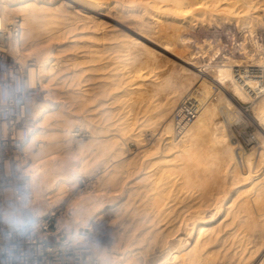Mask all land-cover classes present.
I'll return each mask as SVG.
<instances>
[{
    "label": "bare ground",
    "instance_id": "obj_1",
    "mask_svg": "<svg viewBox=\"0 0 264 264\" xmlns=\"http://www.w3.org/2000/svg\"><path fill=\"white\" fill-rule=\"evenodd\" d=\"M161 1L168 3L167 8L169 6L173 14L171 18L175 17L177 21L187 17L190 20L187 22L196 20L199 24L205 21L212 23L213 20L215 23L217 18L220 21L234 18L235 24L246 27L250 35L255 32V24L263 21L262 15L257 13L255 0H160L159 3ZM74 3L98 12L106 7L114 8V4L110 6V0H0V25L6 28L17 18L21 26L20 38L9 39L6 51L26 65L27 85L35 87L39 82L44 92L36 103L35 128L30 132L25 150L30 157L28 169L34 196L39 199L36 192L41 191L45 210L51 211L63 205L69 214L60 222L58 229L65 228L69 239L79 241L83 239L79 230L89 229L90 233L97 225L96 221L105 215V222L109 224H103L108 229L114 228L111 236L108 234L109 240H106V245L94 240L90 243L99 264H237L234 263L237 254L240 264H264V88L258 90L261 87L260 76L254 69L264 70V42L252 39L253 48L249 49L246 36L243 37L238 54H223L217 64L214 63L211 73L199 71L198 85L193 81L194 88L188 95L185 92L190 91L192 79L184 77L175 89L168 94L163 92L166 95H160L158 99L151 89L143 87L144 79L140 75L135 80L131 78L133 75H125L120 67L121 61H118L122 60L121 55L120 58L118 55L110 56V60L115 61H107L108 58L107 62L100 61L103 59L100 56L102 48L104 51L111 44L120 49L122 46L127 48L129 41L124 37L120 40L121 34L111 32L115 29L97 34V38L92 39L97 43H89L87 37L88 42H78L75 34L67 36L76 21H82V27L89 26L90 21L102 22L99 17L75 7ZM262 4L258 7H262L261 14L264 15ZM154 5L153 9H157ZM104 40L116 42H102ZM204 42L211 48L210 60L214 62L221 54L219 47L213 46L210 39H204ZM197 44L199 50L195 53L202 55L205 45ZM184 62L190 66L178 63L184 71L196 72L191 71V68L194 70L199 66L196 62L185 59ZM99 70L109 72H101L99 78L96 73ZM80 81H86V89L82 87L81 91H76L73 86ZM213 86L215 101H204L210 97ZM182 94L183 97L195 98L200 110L185 131L176 136L172 114L182 100ZM131 96L139 104L132 116L127 103ZM246 103H251L249 113L243 108ZM121 110L125 111L120 114ZM217 111L222 114L219 116L221 119L215 118ZM241 113L258 129L255 137L259 145L252 146L250 152L244 151L232 139L227 128V122L238 120ZM111 118L114 120L104 124ZM146 130L154 136L153 142L148 148L146 146L147 149L131 153L128 144L133 142L141 147ZM82 134L88 138L77 137ZM206 156L212 158L207 162ZM98 158L102 159L100 166L96 165L100 171L95 173L94 170H98L92 167ZM199 165L203 172L214 171L212 173L220 175L218 178L209 177L206 184L201 180L205 186L200 185L201 182L196 184V179L201 178L198 175L201 172L197 173ZM81 175L94 176L92 190L74 191ZM179 179L194 190L180 187L182 182ZM177 180V183L181 182L179 187L175 183ZM219 217H228V225L235 223L231 225L235 229L231 230L233 234L234 231L247 230L253 232L254 238L251 235L247 237V231L241 233L243 235L237 242L233 240L236 233L232 237L230 231H225L219 236L222 231L216 223ZM237 234L240 235L239 232ZM227 236H231L233 245L238 243L240 249L232 248L231 244L229 252V246L225 244ZM256 237L260 239L259 243L258 240L254 242Z\"/></svg>",
    "mask_w": 264,
    "mask_h": 264
},
{
    "label": "rangeland",
    "instance_id": "obj_2",
    "mask_svg": "<svg viewBox=\"0 0 264 264\" xmlns=\"http://www.w3.org/2000/svg\"><path fill=\"white\" fill-rule=\"evenodd\" d=\"M121 1V2H120ZM110 0V6L111 5H115L116 6V4L118 5V7H120V8H118L117 6H116V8H115V6L113 5V7L114 8H112L111 9V7H106V9L104 8V9H102V11H93V10H90V9H88V8H85L83 5H81L80 4V6L77 4H73L75 7H79L78 9H81V10H83V11H85L86 12V14H90L91 16H94V17H99V19L104 23H102V22H100L99 24H97L95 21H90V22H88V24H89V26L88 25H86L85 27H82L81 26V23H82V21H76L75 22V25L73 26V29H72V31H71V33L68 35L67 34V36H70V35H76L74 38L76 39V40H78V42H84L85 40H86V42H88L89 40H90V42L89 43H97V41L95 40V41H93L92 39L94 38V39H96L97 37H96V35L97 34H101V33H103L104 31H105V33H106V30L107 31H109V30H111V29H117L116 31L114 30V31H111V32H113L114 34L117 32V33H119L118 35H120L121 34V36L119 37V39L121 40V39H123V37H124V39H126V40H128L129 41V43H128V45H127V48H126V46L124 47V46H120L122 49H120V48H118V47H116V46H114L113 44H111V46L113 45L114 47H115V49H112L113 48V46H112V48H111V46H110V48L114 51V53H111V52H113V51H111V49L110 48H106L104 51H102L104 48H100L101 49V53H100V56L103 58L102 60H100L101 62L102 61H106V59H107V61L108 60H110L111 58H110V56H112V58H113V56H117L118 58H120L121 57V59L122 60H118V58H115L116 60H118V61H121V65L123 66V68H122V66H120L121 67V70L122 71H125V75L128 77V76H130L131 77V75H133L131 78L133 79V80H135V79H137V78H139L140 76H141V78H143L144 79V84H143V87H148L149 89H151V93L152 94H154L155 96V98H158V99H160L161 98V96L163 97V96H165L166 94H168L170 91H171V89L173 90V89H175L177 86H178V84H179V82H180V80H183V79H188L189 80V78H191L190 80H191V85L192 86H190L191 88H190V91L189 90H187L185 93L188 95V93L189 92H191L192 90H193V88H194V85H193V83L195 82V83H197L198 82V80H199V76H201V74H200V72L201 71H203V70H207L206 72H209V73H211L212 72V70H213V68H214V65L215 64H217L216 62H218V60H220V58H222L221 56H223V54H228V53H231V54H234V55H236V54H238L239 53V42L243 39V37H245L246 36V43H248L247 44V46H248V48L249 49H251V48H253L252 46V43H250L251 42V40L252 39H254V40H257L258 42H260V43H262V42H264L263 40H264V15H263V13L261 14V8L262 7H258V5L259 6H261V5H263L262 3H264V1L262 2V1H260V2H256V0H255V4L257 5V8L256 9H258L257 10V13H259V15H262L261 16V20H263L262 22H261V20L259 21V22H261V23H259L258 24V22H257V24H255L256 26V29L254 28V33H253V35H250V34H248V31H246V27L245 28H241L240 26H238V25H236L237 24V22H234V18H231V20H229V21H227V22H229V23H227L226 21H220L221 19H219V18H217V20H215V23H214V20L212 21V23H210L211 21H209V22H199V24L197 23V21L196 20H191V22H187V21H190V20H187L186 18L187 17H185V20L184 19H181L180 21L178 20L177 21V19H175V17H173V18H171V16L173 15V14H171L170 13V9H169V6H168V8H167V5H168V3L167 4H165L166 2L165 1H163V3H162V1H161V3H159V1L160 0H157V2H156V0L154 1V0ZM149 1V2H148ZM155 2V3H153V2ZM210 2H211V0H209ZM217 1V0H216ZM116 2H118V3H116ZM123 2H124V6H123ZM215 2V1H214ZM213 2V4H215ZM128 5H127V4ZM217 3V2H216ZM129 4H131V5H129ZM154 4H156V6H157V9H153V8H155V5ZM120 5H122V7L120 6ZM126 5L127 6H129V7H126ZM135 5V6H134ZM159 5H161V6H164V5H166V7H164V8H160V6ZM82 6V7H81ZM131 6V7H130ZM125 7V8H124ZM135 7V8H134ZM142 7V8H141ZM146 7V8H145ZM160 9H159V8ZM131 8H133V10L132 11H130V9ZM136 8H138V9H136ZM165 8H167V10L165 9ZM111 9V11H108V10H110ZM114 9H116V11H117V15H116V11L114 10ZM123 9H127L126 10V12H125V10H123ZM148 9L152 12H150V11H148ZM259 9H260V11H259ZM106 10V11H105ZM153 10V11H152ZM156 10V11H155ZM158 10L160 11V12H158ZM164 11L165 12V15H163V13L164 12H162V11ZM88 11V12H87ZM108 11V12H107ZM121 11H122V13H121ZM128 11V12H127ZM102 12V13H101ZM118 12H120V14L118 13ZM125 12V13H124ZM129 12H131V14L132 13H134V12H138L137 14L135 13V14H133V15H130V13ZM155 12V13H154ZM159 14L160 13V15H158L157 13ZM104 13V14H103ZM107 13V14H106ZM129 13V14H128ZM154 13V14H153ZM169 14V16L167 17V15ZM100 14V15H99ZM106 14V15H105ZM124 14V15H123ZM142 14V15H141ZM153 14V15H152ZM162 14V15H161ZM167 14V15H166ZM171 14V15H170ZM109 15V16H108ZM118 15H119V17H118ZM120 15H121V17H120ZM122 15H123V17H122ZM141 15V16H140ZM158 17H157V16ZM111 16H112V18H111ZM125 16V17H124ZM132 16V17H131ZM137 16V17H136ZM152 16H153V18H152ZM156 16V17H155ZM161 16V17H160ZM164 18H163V17ZM155 17V18H154ZM168 19H167V18ZM177 18V17H176ZM154 19H156V20H154ZM161 20V21H158V20ZM174 19V20H173ZM170 20H171V23H170ZM233 20V21H232ZM89 21V20H88ZM107 22V24H106V22ZM163 21V22H162ZM168 21V22H167ZM182 21H184L185 23L187 22V24H185L184 22H182ZM219 21V22H218ZM86 22H87V20H86ZM173 22V23H172ZM226 22V23H225ZM95 23H96V27H98V29H96V27H94L95 26ZM180 23V24H179ZM236 23V24H235ZM83 24V23H82ZM102 24V25H101ZM169 24H171V25H169ZM173 24V25H172ZM176 24V25H175ZM198 26H197V25ZM263 24V25H262ZM97 25H101V26H97ZM109 25V26H108ZM110 25H112L111 27H110ZM191 25V26H190ZM257 25H262V26H257ZM195 26V27H194ZM82 27V28H81ZM90 27V28H89ZM238 27H240V28H238ZM261 27V28H260ZM95 28V29H94ZM258 29V30H257ZM119 30H121V31H119ZM93 32H95L94 34L95 35H93L92 36V34H93ZM110 32V31H109ZM109 32H107L108 33V35H110V33ZM121 32V33H120ZM116 33V34H117ZM122 33H123V36H122ZM168 33V34H167ZM89 34H91V35H89ZM79 35V36H78ZM111 35H113V34H111ZM169 35V36H168ZM78 36V37H77ZM88 36H90V37H88ZM126 36V37H125ZM175 36V37H174ZM257 36V37H256ZM89 39V40H87V38ZM96 37V38H95ZM129 37V38H128ZM175 38V39H173V38ZM184 39H183V38ZM187 37H189V39L187 38ZM79 38V39H78ZM86 38V39H85ZM182 38V39H181ZM186 38H187V40H186ZM131 39H132V41H131ZM204 39H210V42H211V44L213 45V46H216V48H218L219 47V52H221V54H219L218 55V57L215 59V60H213L214 62H212L211 60H210V53H211V48H209V45H208V43L207 42H204ZM250 39V40H249ZM185 40V41H184ZM248 40H249V42H248ZM91 41H93V42H91ZM107 41H110L111 43L112 42H114L115 40H104V41H102V42H107ZM131 41V42H130ZM116 42V41H115ZM136 43V44H134V43ZM203 43L205 46H204V49L203 50H205V53H203L202 55L200 54V53H195L196 51H198L199 50V45L197 44V43ZM131 43V44H130ZM207 43V44H206ZM132 45V46H131ZM134 45V46H133ZM207 45H208V47H207ZM105 46H107V45H105ZM128 46L130 47V49L128 48ZM197 46V47H196ZM251 47V48H250ZM108 49V50H107ZM206 49L208 50V51H206ZM120 50V51H119ZM122 50V51H121ZM82 51V50H81ZM108 51H110V52H108ZM118 54H117V53ZM111 53V54H110ZM119 53H121V54H119ZM80 54V53H79ZM81 54H82V52H81ZM80 54V55H81ZM105 54V56H103ZM115 54V55H114ZM107 55V56H106ZM109 55V56H108ZM121 55V56H120ZM125 55V56H124ZM120 56V57H119ZM124 58V60H125V58H126V60L125 61H123V58ZM128 59V60H127ZM184 59L187 61H191L192 63H193V61H194V64H198L197 66V69H195L194 68V70H193V68H191V71H196V72H194V73H192V72H190V71H184L183 69H182V67H181V65L179 66V64L178 63H181V64H183V65H185V66H187V67H190L189 65H187V64H185V62H184ZM104 61V62H105ZM106 61V62H107ZM110 61H115L114 59H112V60H110ZM118 61H116V62H118ZM126 61H128V62H126ZM29 62H31V61H29ZM98 62V61H97ZM97 62H95L96 64H97ZM100 62V63H101ZM104 62H102V63H104ZM130 62V63H129ZM196 62V63H195ZM204 62L206 63V62H208V64L206 65H204ZM99 62H98V64H100ZM101 63V64H102ZM211 63V64H210ZM215 63V64H214ZM120 64V63H119ZM87 64H85V66H86ZM88 65H90V64H88ZM129 65V66H128ZM209 65H211V67L209 66ZM28 66V65H27ZM161 66V67H160ZM204 66V67H203ZM130 67V68H129ZM203 67V69H201ZM210 67V68H209ZM126 68H129V69H126ZM172 68V69H171ZM175 68V69H174ZM178 68V69H177ZM170 69V70H169ZM128 70V72H126ZM131 72H130V71ZM133 70V71H132ZM138 70V71H137ZM180 70V71H179ZM105 71V72H104ZM104 71H102V70H99V71H97L96 73L99 75V74H102V73H106V72H109V70H104ZM137 71V72H136ZM177 71V72H176ZM200 71V72H199ZM102 72V73H101ZM110 72H111V70H110ZM141 72V73H140ZM179 72V73H178ZM190 72V73H189ZM127 73H128V75H127ZM137 73V74H136ZM144 75H143V74ZM173 73V75H171ZM187 75H186V74ZM131 74V75H130ZM146 74V75H145ZM154 74V75H153ZM176 74V75H175ZM190 74V75H189ZM196 74H198V75H196ZM104 75V74H103ZM140 75V76H139ZM179 75H180V77H179ZM100 77L99 78H101V75H99ZM136 76H137V78H136ZM139 76V77H138ZM150 76H153L152 78H148V77H150ZM181 76H182V79H181ZM196 76V77H195ZM197 76H198V79H197ZM156 77V78H155ZM179 77V78H178ZM185 77V78H184ZM102 78H103V76H102ZM177 78V79H176ZM131 79V80H132ZM149 79V80H148ZM152 79H155L154 81H152ZM194 79V80H193ZM98 80H102V79H98ZM151 80V81H150ZM175 80V81H174ZM147 81V82H146ZM155 81H157V82H155ZM178 81V82H177ZM194 81V82H193ZM85 82V83H84ZM84 82H82V81H80V83H77V85H75V86H73L74 87V89L77 91V89H78V91H81V88L83 87H85V84H86V81H84ZM148 82H149V86H148ZM152 82L154 83V84H152ZM165 82V83H164ZM176 82H177V84H176ZM166 83H167V85H166ZM80 84H81V86H80ZM169 84H171V85H169ZM78 85L80 86V87H78ZM174 85V86H173ZM196 85H198V83L196 84ZM167 86V87H166ZM170 86H172V87H170ZM36 87H37V89L39 90V92H40V96H42V94L44 93L43 91H41V87H40V84H39V82L36 84ZM152 87V88H151ZM156 87V88H155ZM159 87V88H158ZM165 87V88H164ZM193 87V88H192ZM196 87V86H195ZM84 89H86V87L84 88ZM168 89V90H167ZM83 90V89H82ZM117 90H119V89H117ZM117 90H115V91H117ZM212 90H213V92L210 94V97L208 96L207 98H204V101H210V100H212V101H215V99L213 98V97H215L216 95V90L214 89V86L212 87ZM215 90V91H214ZM115 91H113V92H115ZM153 91H154V93H153ZM156 91H158V92H156ZM169 91V92H168ZM163 92L164 93H166V94H163ZM194 93H196V95L198 96V97H200L198 94H197V92H194ZM214 93V94H213ZM157 95V96H156ZM161 95V96H160ZM185 95V94H184ZM186 95V96H187ZM134 96V95H133ZM133 96H131V98L133 97ZM181 97H183V94H182V96ZM181 97H180V99H181ZM185 97V96H184ZM106 98H107V96H106ZM130 98V99H131ZM209 98V99H208ZM128 100V108L130 109V111H129V113H130V115L132 116L133 114H134V111H136V106H138L139 104H138V102L135 100V97H133V99H131V100ZM179 99V100H180ZM136 101V102H135ZM131 102V103H130ZM134 102H135V105H133L134 104ZM133 103V104H132ZM131 104V105H130ZM138 104V105H137ZM130 106H131V108H130ZM251 103H246V104H244L243 105V108L244 109H246V111L249 113L250 112V110H251ZM135 108V109H134ZM250 109V110H249ZM123 111H125V110H121L120 111V114L123 112ZM219 112L220 111H217L216 112V116H215V118H217V119H221L219 116H222V114L220 113L219 114ZM218 115V116H217ZM115 117H117V116H115ZM114 117V118H115ZM245 115H243L242 113L240 114V116H239V119L238 120H236V121H234V120H232V122H231V120H230V122L228 123L227 122V128H228V132H231V134H230V136H236V135H238V134H241L242 136H249L250 134H253L254 136H256V132L255 131H257L258 129H257V127H255V125L253 124V122L250 120L249 121V119L246 117ZM114 118H111V120L110 119H107V120H105L104 121V124H109V122H111L112 120H114ZM241 118V119H240ZM234 121V122H233ZM106 122V123H105ZM257 129V130H256ZM151 132L150 131H148V130H146L145 132H144V134H143V143H142V146L140 147L139 145H135V143H133V142H130L128 145H129V147H131V148H129V150L131 151V153L132 152H136L137 150L139 151V150H144V149H147L150 145H151V143L153 142V138H154V136L152 135V134H150ZM77 137H82V138H84V139H86V138H88L87 137V135L86 134H82V135H80V136H77ZM257 137V136H256ZM259 141V140H258ZM145 142V143H144ZM145 144H147V145H145ZM143 145H145V146H143ZM258 145H259V143H258ZM257 145V146H258ZM136 146H138V147H136ZM146 146H147V148H146ZM139 148V149H138ZM244 151H248V152H250L251 150H252V148H244L243 149ZM129 151V152H130ZM212 157H210V156H206V161L207 160H210ZM102 159H100V158H98L97 159V161L94 163V166L92 167V168H94L95 167V169L97 168V170L98 171H96V170H94V172L95 173H97V172H99L100 171V168L99 167H97L96 165H99V162L101 161ZM98 162V163H97ZM208 162V161H207ZM100 166V165H99ZM68 169H69V167H67ZM200 171H199V170ZM203 168H202V166H198L197 167V173L198 172H201V173H198V175H200L201 176V178L202 177H204L205 178V176H207L205 179L204 178H200V177H198V179H196V184H199L200 182V185H202V186H205L204 185V183L206 184V182L208 181V180H206V179H210L211 177H216V178H218L217 176L218 175H220L219 173L217 174V172L214 174V173H212V172H214V171H208V173L207 172H203V170H202ZM202 170V171H201ZM66 171H68L67 169H66ZM202 172H203V174H202ZM205 175V176H202V175ZM209 175V176H208ZM176 176H178V175H176ZM81 177H86V189H84V190H89V189H93L94 187H92L93 186V182H94V180H95V178H94V176H93V178H92V176H86V175H81ZM133 177L135 178V175H133ZM132 177V178H133ZM179 177H180V175H179ZM210 177V178H209ZM133 178V179H134ZM178 178V177H177ZM204 182V183H202V181ZM179 181H181V179H179ZM178 180L175 182V183H177V182H179ZM182 182V183H181ZM180 183H181V185H179L180 187H183V188H185V189H188L189 191H190V189H192V188H190L191 186L189 185H187L186 183H183L184 181L182 180ZM195 182V181H194ZM199 182V183H198ZM89 183V184H88ZM175 183L174 184H172V189L174 188V186H175ZM180 183H177V186H178V184H180ZM187 187H186V186ZM178 186V187H179ZM170 188V189H171ZM176 188V187H175ZM192 190H194V188L192 189ZM36 195H37V197L39 198V203H40V205L42 206V207H40L37 211L38 212H44L45 211V204H44V200H43V196L41 195V191H38V192H36ZM42 208V209H41ZM60 208H63L64 209V207H63V205L60 207ZM113 208H115V207H113ZM42 210V211H41ZM37 211H36V213H37ZM64 211H65V209H64ZM104 216L105 215H103L101 218H99L98 219V221H96V223H97V225L93 228V231H94V235L92 236V237H90L89 238V240H88V242L89 243H92V242H94V241H96V243L98 242L99 244H101V245H106V240L108 241L109 240V233H110V236H111V232L114 230V228L112 227V226H110V227H112V228H110V229H108L107 228V226L105 225V224H103V223H106V224H109L108 222H105V219H104ZM228 218V217H227ZM227 218H223V217H219L217 220H216V223H217V225H218V228H220V230H221V228H222V231H221V233L219 232V236H221L225 231H230L231 233H230V235L232 236V237H234L235 235V233H236V236L234 237L235 239H233L231 236L230 237H228L227 236V239H226V245L227 246H229V248L226 246V248H228L227 250L230 252L231 250H230V247H231V244H232V248H235L236 250H238V249H240V246L238 245V243H237V245H238V247H237V245L235 244L236 242H237V239H238V237H240L241 235H243L244 234V232L245 233H247L248 231L247 230H239V231H237V232H239L240 233V235L239 236H237L238 234H237V232H235L234 231V234H233V231H231V230H235L234 229V227H232V226H234L235 225V223H234V225H233V223L231 224L230 223V225H228L229 224V220L227 219ZM104 219V220H103ZM222 220V221H221ZM225 220V221H224ZM61 221H63V220H61ZM60 221V222H61ZM228 221V222H227ZM227 222V223H226ZM99 223V224H98ZM219 223H221V224H219ZM225 225H223V224ZM226 224H227V226H228V228H226L227 226H226ZM219 225H221V227L219 226ZM222 225H223V227H222ZM232 225V226H231ZM232 228H231V227ZM225 227V228H224ZM223 228H224V230H223ZM226 229H228V230H226ZM247 231V232H246ZM65 232H66V229H65ZM250 233L252 232V231H249ZM249 232L247 233V234H245L247 237L248 236H250L251 238H254V236H253V232H252V234H249ZM241 233H243V234H241ZM249 237V238H250ZM229 239H231V241L229 240ZM234 241H236L234 244L235 245H233V240ZM49 240L52 242L53 240H54V238L51 236L50 238H49ZM94 240V241H93ZM228 240V241H227ZM258 240V241H257ZM92 241V242H91ZM231 243H230V242ZM259 243V241H260V239L259 238H255V243H257V242ZM216 245L218 244L217 242H214ZM213 243V244H214ZM229 245H228V244ZM231 248V249H232ZM263 255V254H262ZM239 255L237 254L236 255V257H238ZM236 257H234V263H236L237 262V264H240V259H236ZM232 263H233V259H232V261H231ZM239 262V263H238Z\"/></svg>",
    "mask_w": 264,
    "mask_h": 264
},
{
    "label": "built area",
    "instance_id": "obj_3",
    "mask_svg": "<svg viewBox=\"0 0 264 264\" xmlns=\"http://www.w3.org/2000/svg\"><path fill=\"white\" fill-rule=\"evenodd\" d=\"M20 35L17 18L6 28L0 25V264H99L88 242L94 231L81 229L83 239L72 240L65 228L58 229L60 221L69 216L63 208L36 213L42 206L32 190L25 146L35 128L40 92L36 86L27 85L26 65L6 51L8 40H18ZM254 69L260 76L259 90L264 88V70ZM199 110L198 101L191 96L179 101L172 114L176 136L185 131ZM232 139L243 149L258 145L253 134H238ZM75 189H86V177L78 178Z\"/></svg>",
    "mask_w": 264,
    "mask_h": 264
}]
</instances>
